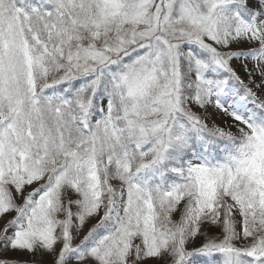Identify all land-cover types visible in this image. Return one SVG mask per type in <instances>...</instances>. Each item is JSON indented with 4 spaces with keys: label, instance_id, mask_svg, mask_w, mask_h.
Wrapping results in <instances>:
<instances>
[{
    "label": "snow or ice",
    "instance_id": "snow-or-ice-1",
    "mask_svg": "<svg viewBox=\"0 0 264 264\" xmlns=\"http://www.w3.org/2000/svg\"><path fill=\"white\" fill-rule=\"evenodd\" d=\"M0 264H264V0H0Z\"/></svg>",
    "mask_w": 264,
    "mask_h": 264
}]
</instances>
